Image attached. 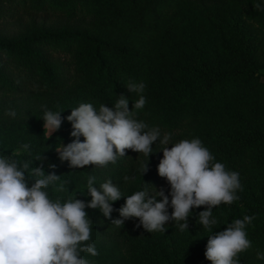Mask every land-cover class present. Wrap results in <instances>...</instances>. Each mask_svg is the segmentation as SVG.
Segmentation results:
<instances>
[{
  "label": "trees",
  "instance_id": "obj_1",
  "mask_svg": "<svg viewBox=\"0 0 264 264\" xmlns=\"http://www.w3.org/2000/svg\"><path fill=\"white\" fill-rule=\"evenodd\" d=\"M23 13L29 15L26 23L20 21ZM41 14L55 20L37 22ZM10 22L19 25L13 32L4 30ZM262 70L264 0H0V155L14 153L18 162L32 161L30 169L43 166L45 175H58L47 190L52 200L87 204L88 178L96 177L98 191L111 178L125 197L145 188L149 196L162 190L170 215V185L158 174L159 140L149 157L126 149L106 167L72 168L55 150L76 139L66 119L72 109L91 103L97 111L103 104L114 110L123 95L131 111L139 97L125 84L143 82L146 104L135 118L158 127L161 138L170 133L171 143L199 138L212 163L239 173V199L213 208L210 218L217 223L210 229L198 224L204 206L193 208L183 231L170 220L165 232H147L137 226L138 218H122L124 197L112 203L111 219L86 208L87 243L98 255L81 256L89 264H211L204 255L208 236L248 215L255 217L245 227L252 247L237 259L264 264L256 257L257 250L264 252ZM45 107L61 115L50 137ZM8 110L16 117L5 115ZM61 184L64 190L58 191ZM115 219L124 222L117 226Z\"/></svg>",
  "mask_w": 264,
  "mask_h": 264
},
{
  "label": "clouds",
  "instance_id": "obj_2",
  "mask_svg": "<svg viewBox=\"0 0 264 264\" xmlns=\"http://www.w3.org/2000/svg\"><path fill=\"white\" fill-rule=\"evenodd\" d=\"M125 87L139 97L134 100L131 111L128 98L123 95L114 103V110L103 104L97 111L91 103H81L66 117L72 124L71 136L76 139L55 150L59 159L68 161L72 168L106 167L125 156L126 149L149 157L153 142L159 140L163 158L158 174L170 185L171 214L168 196L162 190L154 188V194L149 196V189L145 188L125 197L111 178L101 183L98 191L93 187L95 176H90L87 182V194L92 197L89 203L79 199L52 200L47 190L59 179L58 175H45L43 166L30 169L33 162H18L14 153L0 155V264H89L81 253L96 256L98 252L94 245L87 243L91 228L85 209H99L104 217L111 219L112 203L121 197L125 203L118 210L119 215L124 219L138 218L137 226L142 225L147 232H165V224L170 220L181 231L188 229L189 213L201 206L205 210L199 212L198 224L210 229L217 223L210 218L213 208L239 199L235 194L241 188L238 172L226 170L220 162L212 163L215 158L199 138L171 143L170 133L161 138L158 127L149 128L137 120L136 112L146 104L143 95L146 85L128 81ZM5 115L15 118L16 112L8 110ZM42 119L49 137L60 128V113L45 107ZM81 135L83 142L79 139ZM22 148L29 150L30 145L23 144ZM124 180L129 177L125 176ZM57 190L63 191V184ZM158 196L162 198L159 201ZM124 219H115L112 223L119 226ZM253 219L245 215L227 224L225 230L208 236L206 259L211 264H240L238 254L252 247L245 227ZM256 257L264 260V252L257 250Z\"/></svg>",
  "mask_w": 264,
  "mask_h": 264
},
{
  "label": "rangeland",
  "instance_id": "obj_3",
  "mask_svg": "<svg viewBox=\"0 0 264 264\" xmlns=\"http://www.w3.org/2000/svg\"><path fill=\"white\" fill-rule=\"evenodd\" d=\"M27 19H29V15H27L25 13L21 14V18H20L21 22H25L26 23ZM54 20H55V18L52 15H49V14H46V15L45 14H41L39 17L36 18L37 22L44 21V23L47 24V25L51 24ZM19 24H21V23H19ZM17 26H19V25L18 24H13L12 22H10L8 25H6L4 27V30L7 31V32L8 31L9 32H13L17 28ZM262 72H263L262 79L264 80V71L262 70ZM45 131H46V134H48L47 129H45Z\"/></svg>",
  "mask_w": 264,
  "mask_h": 264
}]
</instances>
